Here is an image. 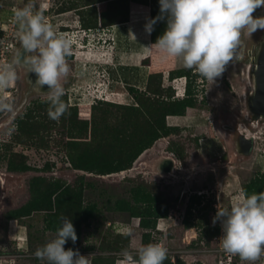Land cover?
I'll return each mask as SVG.
<instances>
[{
    "label": "rangeland",
    "instance_id": "1",
    "mask_svg": "<svg viewBox=\"0 0 264 264\" xmlns=\"http://www.w3.org/2000/svg\"><path fill=\"white\" fill-rule=\"evenodd\" d=\"M85 1L31 0L34 11L44 6L43 14L56 32L66 25H70L69 30L79 29L74 21ZM94 1L98 4L92 8L96 16L93 23L85 8L81 12L85 23L96 28L100 26V15L107 11L112 14L110 20L123 18L129 22L139 15L136 9L143 8L147 22L150 20L153 0ZM28 3L0 0L3 64L11 63L21 48L14 9ZM261 16L264 7L253 13L254 18ZM101 37L111 39L109 34ZM263 43L264 29L251 36L242 33L233 60L215 82L184 66L180 67L186 77L174 79L169 78L170 70L158 69L166 70L162 74L166 87L162 88L160 76H150L144 67L140 73L123 68L110 71L105 66L117 64L126 45L113 50L114 43L97 49H93L96 41L82 47L79 43L76 58L67 60L70 72L62 81V99L68 110L58 121L49 118L46 96L25 95L27 72L17 65V79L0 93L11 105L10 110H0V264H47L34 253L55 237L62 225L61 217L71 219L78 236L75 244L67 241L65 250L78 249L84 256L94 254L90 264H117L123 250L135 251L149 243H159L168 250L163 264H264V253L255 262L226 253L219 243L221 223L213 224L218 205L230 207L245 196L243 188L250 180L264 175V119L252 120L247 107ZM113 52L116 61L112 58L108 63ZM168 57L171 70H177L173 69L176 61L182 65L177 58ZM177 85L180 88L176 93ZM183 85L189 86V92L185 90L179 98ZM129 86L145 89L139 103L128 94ZM182 99L191 102L192 107L184 117L168 119V124L177 122L173 126L178 130L156 138L162 136V108L177 106L174 102ZM85 107H89L87 127L80 132L85 124L79 112ZM94 126L96 133L91 137ZM70 129L78 130L80 134L74 136L81 139H70ZM240 135L253 141L248 156L236 151ZM149 142L151 146L141 150ZM69 153L78 163L76 168ZM135 155L128 167L125 162ZM167 157L175 164L170 173L162 174L158 165ZM122 163L127 165L125 169L106 171L121 168ZM35 189L45 195L38 199L37 210L7 220L8 212L35 202ZM150 206L166 215L147 217L150 227L142 228L140 219L132 213Z\"/></svg>",
    "mask_w": 264,
    "mask_h": 264
},
{
    "label": "clouds",
    "instance_id": "2",
    "mask_svg": "<svg viewBox=\"0 0 264 264\" xmlns=\"http://www.w3.org/2000/svg\"><path fill=\"white\" fill-rule=\"evenodd\" d=\"M160 4L161 15L149 20L145 29L150 34L153 25L165 17L167 29L149 49H159L177 58L185 68L194 69L208 81L215 82L233 60L242 33L251 36L264 29V16L253 17L256 9L264 7V0H160ZM43 7L34 11L29 0L23 8L14 9L22 50L11 63L0 64V93L12 86L17 79L16 66L22 65L29 73H35L37 79L34 84L31 82L32 89L47 97L49 118L58 121L68 110L62 99L65 95L62 81L70 72L66 58L72 55V40L54 30L43 14ZM45 85L49 88L47 93L41 91ZM185 88L183 85L178 92L179 98L184 96ZM5 101L6 97L0 95V110L11 109ZM217 207L213 224L221 223L222 249L238 255L241 261L258 260L264 253V192L245 195L228 208ZM61 221L55 237L37 248L35 257L47 264H90L94 254L84 256L78 249L65 250L67 241L75 244L78 236L71 219L61 217ZM167 251L159 243H149L135 251L125 249L117 264H163Z\"/></svg>",
    "mask_w": 264,
    "mask_h": 264
},
{
    "label": "trees",
    "instance_id": "3",
    "mask_svg": "<svg viewBox=\"0 0 264 264\" xmlns=\"http://www.w3.org/2000/svg\"><path fill=\"white\" fill-rule=\"evenodd\" d=\"M157 1L160 2V0H153V2H152V6H151V10H150L151 11L150 20L151 19H156V17L161 15V4H159ZM155 3H156V5H155ZM96 4H98V3L96 1H94V0H91V2L90 1L88 2L86 0L85 1V5L83 7H81L82 9L81 8L79 9V12L76 15L77 19L74 22H77L81 29H95L96 28L92 24H90L89 22H88V24L85 23V21L83 20L82 12H81L85 8L88 17L90 18V22L93 23V20L94 21L96 20V16L93 17L92 14H95V13H92V11H94V9H92V8H95ZM111 15L112 14H110L109 11H107L105 13H102L100 15V26L97 27V28H104V27H110V26H114V25H118V24H122V23H127V20H123V18L119 19V21H115V22L110 20L112 18ZM101 21L103 22V24L101 23ZM65 27L66 28H63L61 30L62 32L69 31L68 28H70V25H66ZM166 29H167V17H165L162 20H158L153 25V30L150 33V42L152 44H155L157 42V39L164 34ZM71 57L72 56H68L67 59H71ZM111 70L113 71V70H117V69H111ZM185 73L186 72L184 71V69L183 70L179 69V70L170 71L168 73V75H169L170 79H174V78L186 77ZM152 75H159L160 76L159 87L162 88L161 87L162 77H163L162 74L161 73L160 74L159 73L158 74H150V76H152ZM185 90H186V92H189V86L188 85L186 86ZM144 91H145V89L144 90H139L135 86H129V88H128V94L130 96H132V99L135 102L138 101V103H139L140 99L142 97H144L143 96L144 95V93H143ZM174 103L177 106H170V108H167V109L166 108H162L161 122H160V125H159V127H160L159 131L161 132L162 136H158L156 138H161V137H164V136H168L169 134H171V133L173 134L174 131L178 130L177 128H174V127H171V126L167 125V123H166L167 117H169V116H181L182 117V116L185 115V111L188 108L192 107L191 102H188L187 100H183V99L180 100V101H175ZM118 106L123 108V109L130 107V106H124V105H118ZM88 113H89V107H85L84 109H80V112H79V117L81 119L80 121H81V123L85 124V126H82V127L79 128L80 132H82V129H85L87 127ZM77 123H80V122L77 121ZM91 133H92L91 137H93V134L95 135V133H96L95 126H94V130H93V128L91 129ZM69 134H70V137H69L70 139H81V137H75L74 136L76 134H80L78 130L70 129L69 130ZM156 138L153 139L152 141H155ZM70 142L71 143H77V141H73V140L70 141ZM150 143H152V142H149L148 144H146L143 148H141V150L149 148L148 145ZM149 146H151V144ZM71 154L72 153H69L68 157L71 159L73 167L76 168L78 163L76 162L75 159L71 158ZM135 157H136V155L132 158L131 161L128 160L127 162H125V164L129 163V164H127L128 167H129L131 165V163L133 162V160L135 159ZM122 164H124V163H122ZM125 164L121 168H119V167L115 168L114 167V168H109L106 171H109L108 173L118 172V171L126 168L127 165L125 166ZM35 190H36V198H34L35 202L28 203L26 206H23V207H21L19 209L12 210V211L8 212L5 215L7 220H9V221L17 220V219L23 218L25 216H29L30 213H32L35 210H37V205H38L37 202H39L38 199L40 198V196H45V195L42 194L41 192H39L38 189H35ZM243 191H244V195H251L253 193L264 192V175L259 177V180H256V179L250 180V182H248L244 186ZM191 205H192V203L190 204V206ZM188 210H190V208ZM132 214H133L134 217H138L140 219V225H141L142 228L150 227V223L145 220L147 217L153 216L156 219V218L165 217V215H166V213H164L162 211H157L156 212L155 206H150V207L145 208L144 210H142L140 212H133ZM179 263L180 262H178V264Z\"/></svg>",
    "mask_w": 264,
    "mask_h": 264
},
{
    "label": "crops",
    "instance_id": "4",
    "mask_svg": "<svg viewBox=\"0 0 264 264\" xmlns=\"http://www.w3.org/2000/svg\"><path fill=\"white\" fill-rule=\"evenodd\" d=\"M136 11L139 13V15L135 17L134 19L132 18L129 22L108 27L111 30L109 33V36H110L109 38L113 40V42H110V43H114V47H112L113 50L117 48L122 49L123 45H126L127 47L124 51L121 52V54H119V55H122V56H119V59H118V61H120L119 63L114 58L115 52H113V54H110V56H108V63H110L112 58H114L117 64L113 65V67L111 68H109L110 67L109 64L105 66L108 67L110 71H112L111 69L123 68V70H127V71L134 69L140 73H141V68L144 67L149 72V75L155 74V73L164 74L166 70L172 71L169 66V64H172V63L168 61L169 57L165 52L159 49H155V48L149 49L153 44L150 42V34L145 29V25L147 23V19L145 16L146 11L143 10V8L142 9L138 8L136 9ZM148 59H150L149 60L150 63L148 61L149 65L146 62ZM165 62L167 64H165ZM175 63L176 64L174 65L173 69L175 68H177V70L184 69L183 67H180V66H183V64L178 65L177 61ZM179 63H182V62H179ZM164 66H167V67L165 68ZM158 69H166V70L165 72H163V71H158ZM164 77L165 76H163V79H162L163 82H162L161 87H166L165 84L167 80L166 79L164 80ZM141 84L142 83L140 82V86ZM139 89H142V88L140 87ZM182 117L181 116H169L166 119V123L168 126L178 128V127L173 126V125H176L177 122L171 125V124H168L169 123L168 119L182 118Z\"/></svg>",
    "mask_w": 264,
    "mask_h": 264
},
{
    "label": "water",
    "instance_id": "5",
    "mask_svg": "<svg viewBox=\"0 0 264 264\" xmlns=\"http://www.w3.org/2000/svg\"><path fill=\"white\" fill-rule=\"evenodd\" d=\"M21 50L22 49L20 48L19 51L16 53V56ZM18 66L22 67L27 72L26 82L28 84V88L25 95L28 96L32 93H37L34 92L32 89V84H34L35 80L37 79L35 73H29L28 70L22 65ZM253 77L254 91L248 99L247 107L251 114V119L254 121H258L264 119V43L262 44L261 50L255 62V70L253 72ZM41 91L43 93H47L49 91L48 86H43ZM26 96L24 97L26 98ZM235 146L236 151L239 155L248 156L252 152L253 141L240 135L236 139ZM174 164L175 161L173 158H163L158 165V170L162 174L170 173L174 167Z\"/></svg>",
    "mask_w": 264,
    "mask_h": 264
},
{
    "label": "built area",
    "instance_id": "6",
    "mask_svg": "<svg viewBox=\"0 0 264 264\" xmlns=\"http://www.w3.org/2000/svg\"><path fill=\"white\" fill-rule=\"evenodd\" d=\"M11 26L13 27V24ZM78 28H79V30H76L75 32H73V30H69V31H66V32H62V31H58L57 32V33H60V34H64L65 36L69 37L72 40V55H70V56H73L74 58H76V53H78L79 52L78 50L80 49L79 45H77L79 43H80V45L82 47L85 44H87L88 42H92L93 43L94 41H96L97 45H94V48L92 47L93 49H97L100 46L101 47L102 46H108V40L109 39L108 38L104 39L101 36L108 35L110 33V31H111L110 28L104 27V28H95V29H81L79 27V24H78ZM74 50H76V51H74ZM88 50H90V49H88ZM90 51H92V50H90ZM4 61H5V59H1L0 64H3ZM160 224L161 223L159 221L157 223V230H158V226Z\"/></svg>",
    "mask_w": 264,
    "mask_h": 264
},
{
    "label": "flooded vegetation",
    "instance_id": "7",
    "mask_svg": "<svg viewBox=\"0 0 264 264\" xmlns=\"http://www.w3.org/2000/svg\"><path fill=\"white\" fill-rule=\"evenodd\" d=\"M223 128H225L228 132L231 133V130H232V129H231L230 127H228V126H225V127H224V126H223ZM242 136H243V135H242ZM247 139H248V138H247Z\"/></svg>",
    "mask_w": 264,
    "mask_h": 264
},
{
    "label": "bare ground",
    "instance_id": "8",
    "mask_svg": "<svg viewBox=\"0 0 264 264\" xmlns=\"http://www.w3.org/2000/svg\"><path fill=\"white\" fill-rule=\"evenodd\" d=\"M179 88H180V86L177 85L176 90H179ZM231 132H233V130H231ZM245 138H247V137H245Z\"/></svg>",
    "mask_w": 264,
    "mask_h": 264
}]
</instances>
